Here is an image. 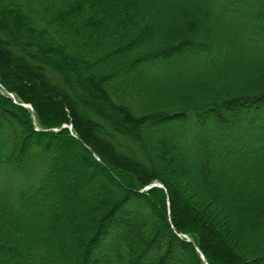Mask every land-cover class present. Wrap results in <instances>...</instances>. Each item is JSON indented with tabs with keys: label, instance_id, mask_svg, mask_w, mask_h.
Wrapping results in <instances>:
<instances>
[{
	"label": "trees",
	"instance_id": "16d2710c",
	"mask_svg": "<svg viewBox=\"0 0 264 264\" xmlns=\"http://www.w3.org/2000/svg\"><path fill=\"white\" fill-rule=\"evenodd\" d=\"M0 264H264V0H0Z\"/></svg>",
	"mask_w": 264,
	"mask_h": 264
},
{
	"label": "rangeland",
	"instance_id": "374dc122",
	"mask_svg": "<svg viewBox=\"0 0 264 264\" xmlns=\"http://www.w3.org/2000/svg\"><path fill=\"white\" fill-rule=\"evenodd\" d=\"M42 206L43 207L41 209H38L35 212H36L37 218H38L39 222L41 223V225L46 226V225L50 224L48 222L47 218L51 214L52 209L54 208L53 207L54 203L52 205L51 202L48 200L46 202H43Z\"/></svg>",
	"mask_w": 264,
	"mask_h": 264
},
{
	"label": "water",
	"instance_id": "95a60500",
	"mask_svg": "<svg viewBox=\"0 0 264 264\" xmlns=\"http://www.w3.org/2000/svg\"><path fill=\"white\" fill-rule=\"evenodd\" d=\"M201 258H202L203 262L205 263V259H204V257H203V256H201Z\"/></svg>",
	"mask_w": 264,
	"mask_h": 264
},
{
	"label": "bare ground",
	"instance_id": "6f19581e",
	"mask_svg": "<svg viewBox=\"0 0 264 264\" xmlns=\"http://www.w3.org/2000/svg\"><path fill=\"white\" fill-rule=\"evenodd\" d=\"M185 237V236H184ZM187 241H189V239L187 237H185ZM202 256V255H201ZM202 259V258H201ZM203 261V260H202Z\"/></svg>",
	"mask_w": 264,
	"mask_h": 264
}]
</instances>
